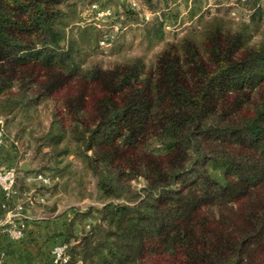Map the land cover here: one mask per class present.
Here are the masks:
<instances>
[{"label":"trees","instance_id":"16d2710c","mask_svg":"<svg viewBox=\"0 0 264 264\" xmlns=\"http://www.w3.org/2000/svg\"><path fill=\"white\" fill-rule=\"evenodd\" d=\"M142 1L160 11V35L177 0ZM248 1L261 18L259 0ZM74 8L0 0V116L55 99L51 132L58 142L70 120L100 200H113L97 214L76 211L69 264H264V94L253 97L264 92V42L249 46L250 24L233 29L214 16L150 67L140 57L84 66V46L100 34L92 24L68 33Z\"/></svg>","mask_w":264,"mask_h":264},{"label":"rangeland","instance_id":"374dc122","mask_svg":"<svg viewBox=\"0 0 264 264\" xmlns=\"http://www.w3.org/2000/svg\"><path fill=\"white\" fill-rule=\"evenodd\" d=\"M70 2L75 5V19L67 27V32L73 30L75 33L74 28L77 25L92 24L100 34L97 45L84 46V66L97 65L103 69H110L116 64L140 57L150 67L156 63L167 44L178 43L189 32L199 30L203 24L211 22L214 16L222 17L224 24L233 29L241 22L250 24L251 34L247 43L249 46H257L264 42V9L261 18L257 15L252 20V9L257 3L248 0H177V6L172 10L170 17L163 22L160 35L158 30L152 27L153 18L159 15L160 11L152 12L142 0H70ZM90 2H95L100 9H109L111 15L94 19ZM258 2L264 7V0ZM190 7L196 10L192 15L188 12ZM126 10L133 13L126 14ZM261 92L262 94L254 92L253 97L262 98L264 92L263 90ZM54 100L52 97L38 100L22 110L18 108L11 114L0 116L6 141L17 152L18 161L22 163L30 160L31 166L37 165V170L28 172V175L22 174L26 172H22L17 165V181L22 185L24 180L29 178V184L25 187L32 188L34 194H44L46 198H50V205H57V208L60 206L61 210L66 207L73 214H79L76 211L83 209L81 212H85L90 208L97 214L98 210L113 200L106 202L100 200L94 178L85 169L81 157L76 153L79 144L72 138L70 120L64 121V136L58 142L57 131L51 132ZM244 111L241 116L243 120L254 115L253 107L249 106ZM65 148L66 152L63 151ZM61 152L63 154L60 156L56 154ZM39 172L50 182L44 183L36 178ZM144 183L141 177L132 181V185L137 189L142 188ZM40 190L46 192L41 193ZM73 220L74 223L78 222L75 215ZM85 222L82 223L83 226L75 224V235L80 236L86 230L90 221Z\"/></svg>","mask_w":264,"mask_h":264},{"label":"crops","instance_id":"0c3cea01","mask_svg":"<svg viewBox=\"0 0 264 264\" xmlns=\"http://www.w3.org/2000/svg\"><path fill=\"white\" fill-rule=\"evenodd\" d=\"M17 156L7 141L0 145L1 165L18 168L21 162ZM29 181L25 179L24 185ZM46 199L44 195L34 194L32 188L29 191L23 188L18 181L16 192L10 197L4 198L0 191V264H55L51 250L65 242L74 214L66 207L61 210L60 206L54 212H47ZM11 220L24 224L22 238L10 239L3 231Z\"/></svg>","mask_w":264,"mask_h":264},{"label":"built area","instance_id":"2783aa9c","mask_svg":"<svg viewBox=\"0 0 264 264\" xmlns=\"http://www.w3.org/2000/svg\"><path fill=\"white\" fill-rule=\"evenodd\" d=\"M92 11H94V19L98 20L104 18L107 15L110 16L111 12L109 9H100L96 3L90 5ZM6 142L5 129L2 121H0V145ZM36 177V176H35ZM38 179H41L44 183H49L50 180L43 177L41 174H38ZM18 179V168L15 166H4L0 164V191L4 198L10 197L16 192V185ZM24 224L14 223L13 220L9 225L3 229L6 235L10 239H20L24 235ZM67 243L62 242L55 245L52 250V258L55 264H69V254L67 252Z\"/></svg>","mask_w":264,"mask_h":264},{"label":"water","instance_id":"95a60500","mask_svg":"<svg viewBox=\"0 0 264 264\" xmlns=\"http://www.w3.org/2000/svg\"><path fill=\"white\" fill-rule=\"evenodd\" d=\"M31 161L30 160H27V161H23L20 166H19V169L22 171V172H31L33 170H37V165H34V166H31L30 165Z\"/></svg>","mask_w":264,"mask_h":264}]
</instances>
